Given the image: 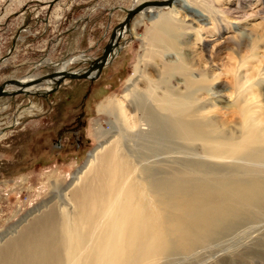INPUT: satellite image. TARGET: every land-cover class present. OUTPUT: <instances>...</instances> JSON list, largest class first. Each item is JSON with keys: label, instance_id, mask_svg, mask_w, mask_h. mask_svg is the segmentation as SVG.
Masks as SVG:
<instances>
[{"label": "rangeland", "instance_id": "374dc122", "mask_svg": "<svg viewBox=\"0 0 264 264\" xmlns=\"http://www.w3.org/2000/svg\"><path fill=\"white\" fill-rule=\"evenodd\" d=\"M186 1L190 10L178 3L134 18L115 60L96 80L67 81L47 99L15 95L0 100V249L41 215L73 212L72 195L82 184L75 178L101 146L121 141L125 156L134 155L147 167L161 161L166 179L193 191L184 211L191 205L227 207L239 217L225 236L198 242L170 264H264V196L262 202L245 203L241 195L226 198L215 190L209 200L198 202L195 197L206 193L197 184L201 177L184 163L200 161L186 155L189 145L137 136L141 111L136 102L157 109L161 98L188 95L191 83L200 102L208 104L205 116L225 135L244 139L247 112L264 133V0ZM140 2L0 0V83L48 74L73 59L68 69L74 70L84 55H101L112 27L125 18L124 8ZM20 28L14 51L3 60ZM137 82L143 97L135 102L130 94ZM195 149L202 156L201 144ZM213 163L228 170L254 165ZM234 175L225 172L222 176L230 179L224 183L232 185Z\"/></svg>", "mask_w": 264, "mask_h": 264}, {"label": "bare ground", "instance_id": "6f19581e", "mask_svg": "<svg viewBox=\"0 0 264 264\" xmlns=\"http://www.w3.org/2000/svg\"><path fill=\"white\" fill-rule=\"evenodd\" d=\"M178 3H182L183 9H191L188 1L174 0L170 5H150L135 18L156 10L174 9ZM193 12L199 18L204 17L198 11ZM128 29L121 26L113 40L116 54L121 50L120 39ZM110 57L108 53L99 64L106 65ZM74 62V59L67 61L60 69L51 70L48 78L56 85H64L69 81L66 74L73 70L68 68ZM102 72L84 68L74 81L92 80V77L96 80ZM137 86L138 82L130 94L135 102L143 97L137 92ZM189 88L185 97L173 100L167 96L158 100V111L136 102L137 110L141 111L136 119L137 136L169 138L189 145L186 155L200 161L191 159L184 163L191 174L201 177L197 184L206 193L195 197L198 202H206L205 198L209 200L215 190L226 198H240L241 195V201L245 203L255 199L261 201L264 179L256 175H264L263 131L255 127L247 112L243 115L247 131L244 139L237 141L225 135L205 116L208 104L196 97L195 84L191 83ZM52 89L50 84L42 83L25 87L10 96H43L47 99L48 91ZM198 143L203 150L202 156L195 149ZM106 144L90 156L88 165L75 178V184H82L72 195L73 212H63L59 216L51 210L36 218L16 239L0 249V264H170L182 255L181 252H192L198 242L209 244L233 230L230 227L239 217L232 215L227 207L191 205L184 211V202L193 191L180 181L166 179L159 168L161 161L147 167L134 155L125 156L122 148H126L121 141ZM156 150L160 151L159 147ZM216 160L247 161L254 165L228 170L214 164ZM229 171L235 173L236 179L238 177L232 185L225 184L228 177L222 176ZM242 174L250 178H242ZM215 176L221 180L211 178Z\"/></svg>", "mask_w": 264, "mask_h": 264}, {"label": "water", "instance_id": "95a60500", "mask_svg": "<svg viewBox=\"0 0 264 264\" xmlns=\"http://www.w3.org/2000/svg\"><path fill=\"white\" fill-rule=\"evenodd\" d=\"M174 0H144L143 3L140 2V4L138 6H133L132 9L129 8H124L125 11V18H123L118 24L114 25L112 27V31L110 33V37H108V43L106 45V47L104 48V50L101 52V55H98L96 57L93 56H88V55H84L86 56V59L83 60L82 62H78L75 64V68L74 70H71V72H69L66 74L69 78V82H73L75 79L80 77V73L81 71L84 69V67L88 70H93L95 71L96 69L99 70H107L108 66L110 63H112L115 58H116V53L114 52V38L118 35V32L120 31V27L121 26H125L126 28L130 27V24H132L133 19L135 18V15L138 14L140 11H144V9H146L148 6L150 5H157V4H173ZM53 4V3H52ZM23 28H20L17 31V36L13 39V41H11V48L10 51L7 53V55L5 57H3V60H6L7 56H9L10 54H12V52L15 49V43L19 40V32L22 31ZM110 54V61L109 63H107L106 65L103 64H99L100 61L102 60V58L104 56H107V54ZM2 62V60H0V63ZM62 62V61H61ZM36 73H33L32 75H34ZM92 80H95L92 78H90ZM45 85L46 83L50 84L53 89L48 91V93L54 92V91H59L60 88H64V86L66 85H56V83H54L51 79L48 78L47 74H43L42 72L37 73L35 76H31L27 75L26 78L24 80H17V78H10L8 80H4L0 83V100L4 97H9L10 94L15 93H20V90L24 89L25 87L28 86H34L36 84H42ZM71 84V83H70Z\"/></svg>", "mask_w": 264, "mask_h": 264}, {"label": "built area", "instance_id": "2783aa9c", "mask_svg": "<svg viewBox=\"0 0 264 264\" xmlns=\"http://www.w3.org/2000/svg\"><path fill=\"white\" fill-rule=\"evenodd\" d=\"M22 32V31H21Z\"/></svg>", "mask_w": 264, "mask_h": 264}]
</instances>
